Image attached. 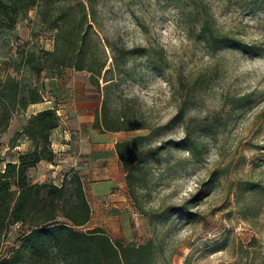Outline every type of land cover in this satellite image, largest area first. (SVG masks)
Segmentation results:
<instances>
[{"label":"rangeland","instance_id":"obj_1","mask_svg":"<svg viewBox=\"0 0 264 264\" xmlns=\"http://www.w3.org/2000/svg\"><path fill=\"white\" fill-rule=\"evenodd\" d=\"M81 1L94 7L85 48L91 63L105 64L101 88L88 70L69 67L54 79L43 72L39 82L46 85L49 104H31L13 118L1 138L0 170L34 148L24 134L10 147L27 119L54 107L61 119L52 135L56 159L43 160L30 176L60 185L73 170L81 174L92 207L82 229L101 226L113 239L134 244L154 239L164 251L159 264H264V192L249 189L253 182L264 184V0ZM204 7L219 30L242 39L249 50L214 48L204 40ZM80 17L76 10L70 24ZM41 18L31 10L14 30L0 34V80L9 71L16 74L5 56L17 57L20 45L55 48L56 30ZM105 79L114 81L108 91L112 109L126 104L150 121L152 130L120 131L118 137L93 128L107 94ZM186 132L196 143L192 151L184 142ZM149 134L154 144L167 141L171 156L148 163L143 201L150 212L143 214L130 196L115 141ZM249 205L254 210H246ZM183 206L197 212L196 218L179 213ZM21 229L13 226L3 239L0 260L20 244Z\"/></svg>","mask_w":264,"mask_h":264},{"label":"trees","instance_id":"obj_2","mask_svg":"<svg viewBox=\"0 0 264 264\" xmlns=\"http://www.w3.org/2000/svg\"><path fill=\"white\" fill-rule=\"evenodd\" d=\"M31 10H36L37 19L46 17L40 19L46 28L56 30L55 48L44 50L38 42H27L20 45L17 57L5 56L16 74L9 71L0 80V149L1 138L13 118L26 113L31 104L44 102L46 85L39 82L43 72L46 78L54 79L61 77L69 67L88 70L92 83L101 88L100 74L105 64L100 62L95 66L91 63L85 48L87 30L92 28L88 15L94 12L93 5L87 6L81 0L74 3L72 0H0V34L14 30L20 17ZM76 10L81 14L80 21L71 25ZM33 35H39L36 29ZM200 35L214 48L238 46L246 51L250 48L248 43L231 32L219 30L208 7H204ZM110 80L105 79L108 82L104 85L107 94L96 114L93 128L102 133L152 130V123L126 108V104L120 111L112 109L114 98L108 91L114 86V81ZM60 124L56 108L40 110L27 119L22 130L17 131L10 141V147L14 149L24 134L34 148L19 152L16 160L7 161L0 170V245L13 226L22 228L20 244L11 255L2 258L0 264H159L164 251L154 239L134 244L113 239L101 226L82 229L91 219L92 207L77 170L65 175L60 185L32 180L31 169L43 160L55 161L52 135ZM184 142L191 151L196 146L188 132ZM167 145V141L154 144L152 134L126 138L115 144L130 196L143 214L150 212L143 201V191L147 189V177L152 169L148 163L160 155H166L168 160L171 151ZM204 185L205 182L201 183L198 191ZM246 189L242 187L239 193L243 196ZM249 189L261 193L264 192V184L253 182ZM245 208L252 211L254 205ZM178 210L189 219H195L198 214L188 206Z\"/></svg>","mask_w":264,"mask_h":264},{"label":"crops","instance_id":"obj_3","mask_svg":"<svg viewBox=\"0 0 264 264\" xmlns=\"http://www.w3.org/2000/svg\"><path fill=\"white\" fill-rule=\"evenodd\" d=\"M44 108H48V107H44ZM95 133H96V132H95ZM116 133L118 134V135H117L118 137L121 136V134H120L121 132H116ZM96 134H97V133H96ZM98 134H99V133H98ZM117 141H118V140L116 139L115 142H117ZM108 146H109V145H107V146L100 145V146L97 147V148H98V149H103V148H106V147H108ZM124 179H125V178H124Z\"/></svg>","mask_w":264,"mask_h":264},{"label":"bare ground","instance_id":"obj_4","mask_svg":"<svg viewBox=\"0 0 264 264\" xmlns=\"http://www.w3.org/2000/svg\"><path fill=\"white\" fill-rule=\"evenodd\" d=\"M48 104H49V102H42V103H36V104H33V105L39 107V106H45V105H48Z\"/></svg>","mask_w":264,"mask_h":264},{"label":"snow or ice","instance_id":"obj_5","mask_svg":"<svg viewBox=\"0 0 264 264\" xmlns=\"http://www.w3.org/2000/svg\"><path fill=\"white\" fill-rule=\"evenodd\" d=\"M189 191H191V189H189Z\"/></svg>","mask_w":264,"mask_h":264}]
</instances>
